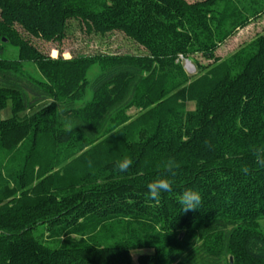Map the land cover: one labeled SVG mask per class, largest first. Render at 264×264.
<instances>
[{"label": "trees", "instance_id": "obj_1", "mask_svg": "<svg viewBox=\"0 0 264 264\" xmlns=\"http://www.w3.org/2000/svg\"><path fill=\"white\" fill-rule=\"evenodd\" d=\"M243 1L0 0L60 40L76 22L146 51L54 59L0 19V264H264V169L240 170L264 146V35L215 54L264 13ZM168 157L179 174L154 201L147 184ZM186 188L198 209L183 212Z\"/></svg>", "mask_w": 264, "mask_h": 264}, {"label": "rangeland", "instance_id": "obj_2", "mask_svg": "<svg viewBox=\"0 0 264 264\" xmlns=\"http://www.w3.org/2000/svg\"><path fill=\"white\" fill-rule=\"evenodd\" d=\"M205 1L207 2L210 0H186L189 4H196ZM241 5H244L243 7L247 8L249 3L248 1L241 0ZM17 16L18 15L12 17L0 8V19L10 22L23 37L29 39V41L32 42V44L35 45L41 52L54 59L61 57L68 60L79 55H91L95 53L131 54L135 56L146 54V51L141 46L131 40L128 36L126 37V35L121 32H113L102 37L99 35L87 34L81 27L78 26L76 22H71V25L65 32V38L60 40L57 38L59 35V29L57 26L54 28H47L44 25L41 26L36 21ZM16 17L18 18L16 19L18 20L17 23L14 21ZM45 35H48L49 38L44 39L43 37H45ZM258 35H264V13H262V15L254 20L250 25L239 30L233 37L229 38L224 44H222L215 53L216 57L221 60L226 59ZM16 56V50L12 48L7 49L5 57L11 58ZM194 58L199 65L202 66L213 64V61L206 60L200 55H195ZM177 59L176 63L183 67L186 74L189 76L195 75V67L190 61L184 57H178ZM96 73H98V68L92 67L88 73V79L91 80ZM186 109L193 111L195 109V104L192 102L187 103ZM141 114L142 112L135 109H131L128 112V115L131 116L132 119L138 118ZM1 117L3 119L11 117L9 105L1 112ZM72 238L77 239L76 236H72ZM136 257L137 254L133 253L132 264H138Z\"/></svg>", "mask_w": 264, "mask_h": 264}, {"label": "clouds", "instance_id": "obj_3", "mask_svg": "<svg viewBox=\"0 0 264 264\" xmlns=\"http://www.w3.org/2000/svg\"><path fill=\"white\" fill-rule=\"evenodd\" d=\"M67 130L71 131V127L69 126ZM252 156L254 167L245 165L240 169L245 174L255 169H264V146L253 148ZM133 162V158L130 155H126L116 162V169L120 173H125L132 167ZM160 167L162 174L156 176L147 184L149 198L154 201L159 200L163 193L173 190L181 163L175 157H168L162 161ZM201 201L202 196L197 189L186 188L180 194L179 203L183 212L198 209Z\"/></svg>", "mask_w": 264, "mask_h": 264}]
</instances>
